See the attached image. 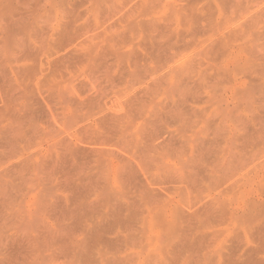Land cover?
Masks as SVG:
<instances>
[{
    "label": "rangeland",
    "instance_id": "1",
    "mask_svg": "<svg viewBox=\"0 0 264 264\" xmlns=\"http://www.w3.org/2000/svg\"><path fill=\"white\" fill-rule=\"evenodd\" d=\"M1 136L0 264H264V0H0Z\"/></svg>",
    "mask_w": 264,
    "mask_h": 264
},
{
    "label": "bare ground",
    "instance_id": "2",
    "mask_svg": "<svg viewBox=\"0 0 264 264\" xmlns=\"http://www.w3.org/2000/svg\"><path fill=\"white\" fill-rule=\"evenodd\" d=\"M139 1H141V2H147V1H150V0H139ZM239 1H241V0H239ZM153 28H155V27H153ZM45 31V30H44ZM160 32H161V27H160ZM39 33H40V31H39ZM47 33V32H46ZM106 32L104 31V33L103 34H105ZM49 34V33H48ZM183 34V33H182ZM192 34V33H191ZM100 35V34H99ZM190 34L188 33V34H185V36L183 37L182 35H180V37H179V34H177V38H176V40H180L181 38H186L187 36H189ZM44 36H45V33H44ZM46 36H47V34H46ZM95 36H98V35H95ZM182 36V37H181ZM180 39H179V38ZM46 38V37H45ZM60 38V37H59ZM48 39V38H47ZM56 39H58V38H56ZM61 39V38H60ZM182 39V40H183ZM59 41V40H58ZM61 41V40H60ZM62 42V41H61ZM217 46H219V45H217ZM62 48V47H61ZM61 50V49H60ZM206 50H210V47H209V49H208V47L207 48H204V50H203V53H207V51ZM61 59V58H60ZM64 59H65V57H64ZM63 58L61 59V61H63L64 60ZM66 60V59H65ZM65 60L63 61V62H65ZM61 61L59 60V58L58 59H56L54 62H53V65H55V66H57V67H59V66H61L62 65V63H61ZM61 63V64H60ZM27 103H25L24 104V107L26 108V110L28 111V112H31V111H34V110H36V108L33 106V104L27 99ZM187 105V100L185 101V103H184V112H183V114H184V116L185 115H189V118L190 119H188V120H192V119H196L197 117H198V111L197 110H194V109H191V108H189L188 107V105ZM33 116H34V114H33ZM32 116V117H33ZM32 117H30L28 120H26V121H20L22 124H24V125H31V122H30V120L32 119ZM119 120H120V118L119 117H106V118H102L101 119V121L102 122H104V123H107V124H111V125H113L115 122L117 123V125L120 123H122V122H119ZM194 123H197V122H199V120H194L193 121ZM220 124H221V119H219L218 121H216V122H214L213 121V125L214 126H216V128H218V126H220ZM24 136V135H23ZM208 137L209 136H206V138L207 139H204L202 142H201V148L202 149H204V150H206L207 149V144L208 143H211V142H214V139H208ZM6 139V137L5 136H1L0 137V148H4V140ZM57 154H58V151L56 152ZM76 153H78V151L77 150H72L71 151V154H76ZM94 153H96V155H98V153L99 152H97V151H95ZM232 162H227L224 158H222V162H221V164H220V167L219 168H217V166H216V164H215V166H214V168L213 169H210L209 171L211 172V174H212V176L215 178V180H216V177H217V174L220 172V171H222V174L218 177V179H219V181H221L222 182V178H224V174H223V172L224 171H227V170H230V168H229V165L231 164ZM199 163H197V165H198ZM237 164H239V161H238V163ZM240 166V165H239ZM246 166V163H245V165H244V167ZM217 168V169H216ZM224 175V176H223ZM223 176V177H222ZM237 183H238V181H237ZM151 190V189H150ZM151 192L153 193L154 192V190L152 191L151 190Z\"/></svg>",
    "mask_w": 264,
    "mask_h": 264
}]
</instances>
